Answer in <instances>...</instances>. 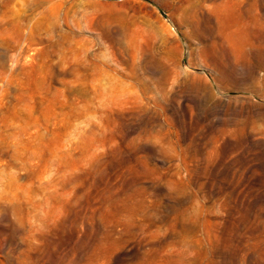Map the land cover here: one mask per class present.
<instances>
[{
    "label": "rangeland",
    "instance_id": "374dc122",
    "mask_svg": "<svg viewBox=\"0 0 264 264\" xmlns=\"http://www.w3.org/2000/svg\"><path fill=\"white\" fill-rule=\"evenodd\" d=\"M0 264H264V0H0Z\"/></svg>",
    "mask_w": 264,
    "mask_h": 264
},
{
    "label": "bare ground",
    "instance_id": "6f19581e",
    "mask_svg": "<svg viewBox=\"0 0 264 264\" xmlns=\"http://www.w3.org/2000/svg\"><path fill=\"white\" fill-rule=\"evenodd\" d=\"M42 1V0H41Z\"/></svg>",
    "mask_w": 264,
    "mask_h": 264
}]
</instances>
